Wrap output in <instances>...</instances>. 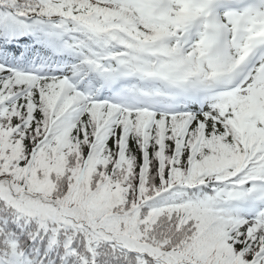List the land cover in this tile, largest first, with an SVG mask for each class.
<instances>
[{
    "label": "snow or ice",
    "instance_id": "snow-or-ice-1",
    "mask_svg": "<svg viewBox=\"0 0 264 264\" xmlns=\"http://www.w3.org/2000/svg\"><path fill=\"white\" fill-rule=\"evenodd\" d=\"M0 264H264V0H0Z\"/></svg>",
    "mask_w": 264,
    "mask_h": 264
}]
</instances>
